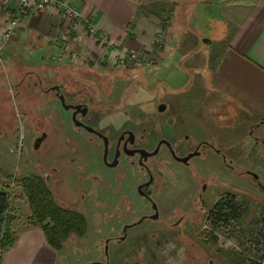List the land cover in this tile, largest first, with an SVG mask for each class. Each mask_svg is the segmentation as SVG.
<instances>
[{"label": "flooded vegetation", "instance_id": "flooded-vegetation-1", "mask_svg": "<svg viewBox=\"0 0 264 264\" xmlns=\"http://www.w3.org/2000/svg\"><path fill=\"white\" fill-rule=\"evenodd\" d=\"M4 51L0 55V63ZM111 51L116 54L114 49ZM49 55L51 53L46 56ZM150 55L139 53L138 67L128 65L127 73L134 74L135 78L127 86L132 91L129 97L136 103L134 110L124 108L128 96L124 93L116 97L117 100H104L103 96H110V86L114 80H98L100 86L97 87L86 76L75 78L74 68L67 65L66 59L60 68L48 62V59L46 61L49 64L46 63L44 69L37 67L32 60L23 65L19 62L15 64L16 68L27 67L14 88H22V94L34 110L35 115L30 122L34 129L39 126L49 129L52 122L57 120L55 115L42 117L37 112L44 103L55 99L62 107L58 99L62 95L66 105L80 106L77 110H64L69 113L68 125L60 121L64 122L60 133L66 138L64 152L59 154L64 171L56 167L58 162L53 164L51 160H47L49 166L43 161L38 162L37 166L39 170L48 167L52 172L53 175L43 176L47 183L53 176V181L66 178L88 183L85 191L90 194L94 192L98 195L106 190L112 192L121 220L117 233L105 238L103 246L106 241L115 244L121 251L115 255L119 264L137 261V253L142 258V254L145 255V261L146 257H151L149 246L164 244L171 230H177L180 240H183L184 225L198 228L205 213L210 214V221L214 225L223 223L225 212L240 215V210L234 207L238 193L249 195L241 180L245 175L254 179L264 191V185L256 175L243 169L246 153L256 152L264 144L253 129L255 125H263L264 119L252 123L245 130V114L237 111L232 117L235 120L230 121L228 117H231L232 112L224 106L220 107L225 117L223 123L216 125L217 131H213L211 125L199 120L196 83L183 96L176 94L177 91H170V87L160 79L151 81L147 75L151 76V70L157 67H152L153 64L146 61V56L148 59ZM106 65L117 66L111 61L104 62L100 67L93 65L90 71L85 70L80 74L97 73L99 68H106ZM82 69L75 68L77 72ZM46 73L49 78H46ZM109 73L111 70L104 76ZM27 78H35V81L26 83ZM14 88L12 86L10 89L11 93ZM4 90L0 78V141L16 133L12 116L2 109L6 101ZM136 91H142L143 94ZM185 97H190V101L186 102ZM74 118L80 126H75ZM37 134L34 149L49 136L46 130ZM42 135L44 139H41ZM78 137L82 139L78 141ZM23 154V157L28 156L22 151ZM94 187L97 189L94 190ZM126 215L130 217L124 218ZM86 223L88 226L87 220ZM125 246H128V250ZM109 258L108 251L106 257L102 253V260H91L88 264H106V261L109 264ZM142 263L140 259L139 264Z\"/></svg>", "mask_w": 264, "mask_h": 264}, {"label": "rangeland", "instance_id": "rangeland-1", "mask_svg": "<svg viewBox=\"0 0 264 264\" xmlns=\"http://www.w3.org/2000/svg\"><path fill=\"white\" fill-rule=\"evenodd\" d=\"M18 4L19 0L17 1L16 7ZM57 23H64V20ZM165 24L169 26V22ZM76 26L77 24L74 25V27ZM166 26L164 28H166ZM107 39L109 41V38ZM29 50L30 47L25 49L26 52L24 55L26 58L28 60H32L34 57L38 59L40 54L37 53L35 56L29 57L31 56L29 55ZM162 50L163 49L158 50V52H160L158 54L159 61L157 60L155 63H152V67H158L159 70H154L153 68V70H151V76L147 75V77L151 78V81L160 79V81L167 84V87H170V91H174L175 88L177 89V93L175 92L176 94L179 93L185 96V91L190 89V86L193 84L192 81L186 84L184 83L185 79L182 80L181 78L182 69L186 65H181L182 63H179L177 59H173V63L165 61L166 66H164L165 64L160 63ZM72 51H70L72 53L69 54L70 61L67 65L74 68L73 77L81 79L86 76L96 83L97 87L100 86L98 85L99 81L102 82L104 78H106V80L110 78L112 81L114 80L112 82L113 85L111 83L110 86L112 88L110 96H103L100 91L104 100L106 102L117 100L115 98L120 97L124 93L128 95L126 96V106L124 108L129 110H134L136 108V103H133L132 99L129 97L132 91L127 89L130 81L135 79L133 77L134 74L127 73V71H129L128 66L124 65L117 67L106 65V68H99L97 73L87 75L80 74L85 70L90 71L93 65L100 67L103 62H108L110 59L109 57L107 59L104 53L97 56L85 50L80 51L79 48H75ZM132 52L136 53L135 51ZM117 54L119 56L128 55L124 52H117ZM51 55L46 56L44 60L47 64L50 62L51 64L60 66V64L63 63V61L59 62L60 58L58 57L57 60H52V58L55 59L53 56H59L60 52H51ZM147 57L148 56H146V61L150 64L151 62L147 60ZM46 59H48V62ZM167 63L171 64L168 65ZM20 64H22V62H20ZM133 66L138 67V62L136 65L133 64ZM77 67L83 68L82 71L77 72L75 70ZM26 70L27 67L25 66L16 68L15 64L10 63L4 56H1L0 78L5 89L4 92L6 97L2 109L12 116L16 133L0 141V186L4 187L6 185L12 190L7 216L9 219H12L11 223L14 232L16 230L20 232L25 227L33 226L29 202L22 190L19 180L31 174H39L42 178L45 174L53 175L48 167L44 170H39L37 166V163L42 161L46 163V166H49L47 160H51L53 164L58 162L56 167L60 171H64L63 162H59L61 158L59 154L64 152L66 138L65 135L60 133V128H64V122L60 121H65L66 125H68L69 120V113L59 106L57 100L52 99L44 103L43 107L38 109L37 112L42 117H48L50 114L55 115L57 118L56 122H52L49 129L48 127L45 129L42 126L34 129L32 126L33 123H30L35 115L34 110L26 101V96L22 94V88L17 90L14 88L18 78ZM109 70H111V73L104 76ZM37 71L39 72V69H37ZM6 75L9 81L7 86ZM46 78H49L48 73H46ZM33 81H35V78L26 79V83H33ZM52 82L53 80L51 83ZM12 86L14 89L11 93L10 89ZM205 90L206 87L202 81L199 82L196 80V98L199 100L196 103L198 104V117L199 120L206 125H211L213 131H217L216 125H221L225 117L223 111L219 108L216 101H214L218 96L211 94L208 96ZM81 91L86 92L85 89H81ZM136 93L143 94L142 91H136ZM71 99H73V97H71ZM228 119H230V121L235 120V118L232 117H228ZM210 122L212 123L210 124ZM250 122L251 121L247 119L244 121L245 130L252 124ZM257 126L258 125H255L253 128L255 129V134L260 136L264 141V124L260 127ZM45 130L47 135H49L47 140L40 141L38 148L34 149L35 146H33V144L35 142V137L38 136L37 133L40 134L41 131ZM63 131H65V129ZM41 139H44V135H42ZM76 139L80 141L82 137ZM263 145L264 144H261L256 150L257 153L252 151L246 153L245 156L247 159L245 160L243 169L256 175L264 185ZM22 151L28 156L23 157L24 154L22 155ZM53 154L55 155L53 156ZM50 177L54 178L53 176ZM52 178H49V183L46 182V184L50 191L52 190L56 203L81 213L88 222L86 235L82 239H78L76 236L72 235L59 251L52 248L58 255L57 263L88 264L91 260H102V253L106 257L109 251V264H119L115 255L120 254L121 251H119L115 244H109L106 241V244L103 246L105 238L112 237L117 233L119 220H121L115 208L117 204L115 198L111 195L112 192L106 190L98 195L94 192L90 194L85 191L88 183L83 184L82 182L66 178H59L53 181ZM241 180H243V186L247 189L249 195L246 194L247 196H243L240 193L237 194L235 199L236 206L234 207L236 210H240V215L237 219L232 216V213L225 212L224 215L226 217L223 223L214 225L210 221V214L205 213L202 224L198 228H194L188 224L184 225L182 230L183 234H185L184 241L182 239L180 240L177 230H171L164 244H153L149 246L151 248V257H146V260L143 261L145 255L142 254V258L140 254L137 253L135 256L138 262L136 260H129L120 264H139L140 259H142V264H264V224L262 222L264 216V191L259 188L254 179L247 175H245L244 178L242 177ZM96 189L97 188L94 187V190ZM251 194L253 196H251ZM243 209L244 211H242ZM123 217L129 218L130 216L126 215ZM18 236L19 233L17 237ZM127 248L128 246H125V249ZM131 248L138 249V247L132 246ZM8 250L1 252L0 257ZM100 250H103V252H100ZM123 251L125 250L123 249ZM106 264H108L107 261Z\"/></svg>", "mask_w": 264, "mask_h": 264}, {"label": "crops", "instance_id": "crops-1", "mask_svg": "<svg viewBox=\"0 0 264 264\" xmlns=\"http://www.w3.org/2000/svg\"><path fill=\"white\" fill-rule=\"evenodd\" d=\"M17 1L0 0V29ZM60 1L78 10L109 38L114 56L117 52L152 53L155 40L164 32L160 63L177 59L186 65L181 75L184 83L202 81L206 95H217L214 101L219 108L227 107L231 117L239 111L250 123L264 119V0ZM57 18L52 7L25 17L22 28L6 45L5 59L27 64L24 53L30 47L29 57L40 54L32 62L44 69V59L51 52L64 51L67 64L75 48L97 56L104 52L99 43L81 35V25L67 35L69 24H58ZM184 100L189 102L190 97ZM57 262L58 255L35 226L23 228L13 247L0 257V264Z\"/></svg>", "mask_w": 264, "mask_h": 264}, {"label": "trees", "instance_id": "trees-1", "mask_svg": "<svg viewBox=\"0 0 264 264\" xmlns=\"http://www.w3.org/2000/svg\"><path fill=\"white\" fill-rule=\"evenodd\" d=\"M19 183L29 202L33 226L42 230L44 239L51 248L59 251L70 236L81 238L86 234V219L80 213L58 205L41 176L27 175ZM11 193L10 187L0 186V254L16 243L19 233L17 230L13 231L12 219L7 216ZM232 216L236 219L239 217L238 214ZM262 222L264 224V216Z\"/></svg>", "mask_w": 264, "mask_h": 264}, {"label": "built area", "instance_id": "built-area-1", "mask_svg": "<svg viewBox=\"0 0 264 264\" xmlns=\"http://www.w3.org/2000/svg\"><path fill=\"white\" fill-rule=\"evenodd\" d=\"M49 7H52L56 10L57 20L60 22L64 20L67 24L66 34L68 35L74 28V25H81V35L93 40L94 42L99 43L100 47L103 49L104 56L110 60L112 63L118 66H128L130 64H136L139 62V53H127V56H114V53L111 51V44L108 41V37L100 33L93 22L85 18L78 10L68 5L66 2L60 0H19V4L14 9L9 19L6 21L4 27L0 29V55L4 51L8 42L15 36L16 32L22 28L24 18L29 15L39 14L44 12ZM55 36H58V32L55 31ZM166 34L164 32L160 33L158 39L155 40L153 44V52L147 59L151 63H155L158 60V50L162 49V41L165 39ZM62 56V58H61ZM57 60V57L60 58L59 62H64L66 59L64 56V51L60 52V55L53 56ZM73 60V58H72ZM159 61V60H158ZM104 63V62H103Z\"/></svg>", "mask_w": 264, "mask_h": 264}, {"label": "water", "instance_id": "water-1", "mask_svg": "<svg viewBox=\"0 0 264 264\" xmlns=\"http://www.w3.org/2000/svg\"><path fill=\"white\" fill-rule=\"evenodd\" d=\"M58 99H59V101H60V103H61V105H62V107L64 108V110H70V109H72V110H77L80 106H72V105H66L65 104V98L61 95V96H59L58 97ZM74 124H75V126H80V124L75 120V118H74ZM125 229V228H124ZM93 264H100V263H93Z\"/></svg>", "mask_w": 264, "mask_h": 264}]
</instances>
